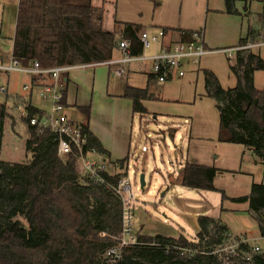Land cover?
I'll use <instances>...</instances> for the list:
<instances>
[{
    "label": "trees",
    "instance_id": "16d2710c",
    "mask_svg": "<svg viewBox=\"0 0 264 264\" xmlns=\"http://www.w3.org/2000/svg\"><path fill=\"white\" fill-rule=\"evenodd\" d=\"M257 1L262 3L257 25L248 20L246 35L235 45L243 48L229 63L235 86L223 88L209 69H203V76L205 92L219 112V141L242 144L264 161V88L257 89L253 79L256 70L264 72V59L246 47L264 41V0ZM224 3L226 13H238L235 0ZM243 15L249 16L246 6ZM102 17L103 7L93 5L92 0H19L13 57L22 64L37 61L40 67L97 63L112 58L121 39L129 42L132 54L141 53L140 25L116 21L115 29L109 31ZM162 30L164 35L171 33V29ZM184 32L192 31H180V35ZM125 96L132 100L133 112L146 113L141 103L148 96L146 89L129 88ZM7 109L0 103V151L4 121L10 118L13 124ZM25 110L21 120L28 160L9 163L0 158V264H264V250L258 246L255 250L247 241L239 242L237 255L224 262L219 247L229 237V229L205 215L197 217L199 230L194 239L183 234L138 235L140 244L125 247L118 260L107 262L104 253L122 230L123 212L121 198L111 187L124 172L105 173L109 186L79 182L74 161L57 154L54 134L29 123L43 112L29 101ZM83 111L87 118V109ZM83 127L85 149L94 148L108 157L86 122ZM114 164L123 169L126 157ZM219 172L187 162L173 182L215 190L213 179ZM229 200L248 203V213L264 238V178L251 183L247 195Z\"/></svg>",
    "mask_w": 264,
    "mask_h": 264
},
{
    "label": "crops",
    "instance_id": "0c3cea01",
    "mask_svg": "<svg viewBox=\"0 0 264 264\" xmlns=\"http://www.w3.org/2000/svg\"><path fill=\"white\" fill-rule=\"evenodd\" d=\"M238 1L235 0L234 3L238 12L236 14L225 12L224 0H214V2H211V0H92V4L102 6L103 13L105 10L108 11V26H104L103 17L102 25L109 31L115 29L116 21L138 24L141 26V31H146L149 34H156L163 28L171 29L169 36L163 35L160 43H151L153 45L150 44L147 48L141 50V53L150 56L157 53L161 48L171 46L180 38L185 37L182 36L183 33L180 35V31H202L205 47L213 50L208 46L206 31L215 19L214 16H222L221 18L229 26H241L242 23L241 21L239 23V17L246 20L245 31L244 33L238 32V38L228 35L224 38V43L236 41L231 44L235 46L238 40L246 35L248 20L257 25V15L262 11V3L258 1L261 4V9L252 16L249 11V4L253 0H240L243 3L241 7L237 5ZM18 5L19 0H0V62L3 64H7L10 58H14L12 53L13 37ZM245 6L249 11V16L243 15ZM6 26L11 29L4 30ZM223 30L222 27L220 31ZM209 43L211 44L210 40ZM260 44L262 43H256L254 46ZM254 46L249 48L252 50ZM223 54L225 55V53ZM119 55V50H117L112 58H117ZM207 56H211L210 53L202 56L198 63L184 62V74L181 76L171 74L163 83H158L155 79L149 60L131 61L124 65L121 75L113 72L115 65H92L88 63L84 67H76L63 73L60 81L63 84L65 113L70 110V118L82 124L87 123L90 132L97 137L103 148L108 152L106 158L102 154L98 153V155L109 162L110 174L121 170L115 166V161L125 157L128 161L132 149L133 121L136 114L140 116V123L142 120L143 122H147V120L157 122L159 117L170 118L172 121L165 120L168 124L171 123L169 126L170 135L174 136L178 133V130L181 131L177 135L181 142L178 146H175L173 156L178 161L174 170L176 177L187 162L222 170L213 179V184L217 188L215 190L183 186L173 182L176 177H172L166 191L171 190L173 187L178 193L177 207L175 208L177 215H185L186 212L196 211L201 208L202 204H205L206 207L213 209V212L208 215L219 219L222 208H220L221 203L217 199V194L222 195L220 191H225V185L242 184L241 182H243L244 193L234 192L230 195L224 193L225 200H229L230 197L247 195L251 183L262 182L264 178V161L259 160L251 149L242 144L219 141V112L215 107L214 100L207 96L205 92L203 69L211 70L217 76L223 88L235 86L236 78L229 69L231 60L227 58L226 70H222L214 64L215 61H213L212 56ZM30 64L31 62L22 65L27 66ZM96 68H99L98 71L95 70ZM75 70H81L82 72L79 75L77 72H73ZM2 72L9 74V72L19 71ZM28 75L31 78L36 76ZM37 77L38 79L34 82L31 81V86L39 88L38 96L42 101L48 103L49 107L48 109H42L33 104L31 105L40 109L43 112L42 115H44L46 111H49L51 104L49 99H42L39 93L42 84L48 83L50 79L46 76ZM80 77L82 79L78 83L85 86L84 96L86 98H82L83 101L79 96V89L81 91V88L76 85V80L79 81ZM222 77L227 78L226 83ZM69 87H71V91L68 94ZM129 88L146 89L148 96L141 100L146 113L133 112L132 100L125 96V92ZM24 90L31 91V89ZM3 93H6V89ZM15 98V101H17L23 97L16 96ZM27 101L30 102V98ZM22 108L26 113L25 106ZM84 108L87 109V118L85 111H83ZM73 112H77L81 119H76ZM10 123L12 126V121ZM195 195H199L200 199L196 200ZM246 211L248 213V210ZM196 213L193 216L191 215V219L194 221L197 233L199 230L197 223L199 214L196 215ZM179 229L182 232H179L178 235H184L182 228L179 227L176 230ZM176 230L173 229L172 234L165 236L177 237Z\"/></svg>",
    "mask_w": 264,
    "mask_h": 264
},
{
    "label": "rangeland",
    "instance_id": "374dc122",
    "mask_svg": "<svg viewBox=\"0 0 264 264\" xmlns=\"http://www.w3.org/2000/svg\"><path fill=\"white\" fill-rule=\"evenodd\" d=\"M211 2H214V0H211ZM237 5L241 7L243 5L242 1L239 0ZM260 9L261 4L258 1L253 0L250 2L249 11L252 16L259 12ZM214 17L215 19L206 31V37H208L207 43L209 48L214 50L210 53L213 61H215L214 64L222 70H226L227 56L222 53L223 51H221V49L233 46L231 44H234L236 41L224 43V38H226V35L238 38V32L241 31L244 33L245 31L246 20L239 17V23L240 21L242 23L241 26H229L221 18L222 16ZM108 18V11L105 10L103 13V24L105 27L108 26ZM222 27L224 30L220 31ZM7 29L10 30L11 28L6 26L4 30ZM209 40L212 45L209 43ZM252 50L264 59V43L254 46ZM97 69L99 68H96L95 70L98 71ZM73 72H77L80 75L82 71L75 70ZM222 78L226 83L227 78ZM81 79L82 77L79 78V81L76 80V85L78 88H81V91L79 89L80 99L85 97V86L78 83ZM253 79L254 86L257 89L264 88L263 71L256 70L254 72ZM24 85L28 86L31 91L29 92V90H24ZM0 86L6 89V93L0 92V103L5 102L6 106H11L10 108L8 107L9 109L7 110L9 115L13 118L12 126L10 123L11 119L4 121L0 158L9 163H22L28 160L30 154L26 153L24 150L27 135L21 118L26 115V113H24V110L21 108L25 106L28 98H30L31 104L41 107L42 109H48L49 105L48 103L42 101L38 96L37 92L39 88L31 86V76L28 74L20 72H9V74H6L5 72L0 71ZM70 91L71 87L68 88V94ZM6 94L8 95L7 98ZM16 96H20L25 99L19 98L15 101ZM81 101H83V99ZM70 113V110L66 111L68 116ZM73 114L76 119H81L77 112H73ZM139 117L140 116L138 114L134 116L132 149L127 159L128 161H126L127 166L121 169V172H124L123 175H125V173L127 174L131 188L135 193L134 199L131 201L133 213L132 229L134 231V236L137 238L138 235L144 237H150L155 234L168 235L173 233V229L176 230L180 227L183 229L184 235L188 239H194L197 233L194 221L191 219V215L193 216L196 212H198L196 215L199 214V216H206L212 213L213 209L206 207L205 204H202L201 208L196 211L186 212L185 215H177L175 208L177 207L176 201L178 200V193L173 189V187L171 190L166 191V188L170 183V179L172 177H176L174 170L178 161H176L173 156L175 146H178L181 142V139L177 138L178 133L181 131L178 130V133L174 136L172 134L170 135L169 126L171 123L168 124L165 120H172L168 117H159V121L157 122H154L153 120L143 122L142 120L141 123ZM69 158L75 162L73 157ZM75 163L74 166L77 168ZM141 173L144 174L145 181L143 189L140 188L139 184V175ZM241 183L242 184L238 183L225 185L226 189L223 193H226L227 195L234 192L243 194L244 185L243 182ZM246 190L248 192L247 187ZM194 198L196 200L200 199L199 195H195ZM217 199H219V202L221 203L220 208H222L219 220L229 229V237L224 240V243L221 245L223 249L219 250V252L223 254V258L224 256L228 257L226 254V249H228L227 246L230 244L235 245L238 242V239H245L253 246L257 245L261 250H264V238L259 236L256 221L246 211L248 209L247 202L237 203L225 199L223 200L220 193L217 194ZM140 232L144 234H141ZM179 232L182 231L180 229L176 230L175 234L178 235ZM116 243L117 241L113 246H116ZM140 243L141 241H139V244Z\"/></svg>",
    "mask_w": 264,
    "mask_h": 264
},
{
    "label": "built area",
    "instance_id": "2783aa9c",
    "mask_svg": "<svg viewBox=\"0 0 264 264\" xmlns=\"http://www.w3.org/2000/svg\"><path fill=\"white\" fill-rule=\"evenodd\" d=\"M164 32L160 29L156 34H149L146 31L139 33V40L142 49L147 48L151 43H160ZM178 41L171 46L161 48L157 53L146 56L144 53L132 54L129 42L126 39H121L118 42L119 56L110 58L102 62L91 63L92 65L106 64L114 66V73L121 75L124 65L131 61H151V69L158 83H163L171 74L183 75L184 62L190 61L198 63L202 56L213 52L204 45L202 31H192L183 33ZM262 44L264 43L261 42ZM247 45L246 47H252ZM243 47L233 46L221 49L227 58L234 60L235 52ZM88 64L78 65H60L54 67H40L37 61H32L30 65L23 66L16 58H11L7 64L0 62V71H19L36 76H46L50 79L48 83H44L40 89L42 99L50 100V109L40 117H32L29 120L31 125H35L38 130H50L57 142V154L61 157H73L75 165L79 171V182L86 183L92 181L94 183L104 184L106 182L105 173H109V162L101 158L94 148L85 149L87 143V134L84 131L83 124L75 121L65 113L66 106L63 103V84L60 81L61 75L73 68L84 67ZM90 65V64H89ZM24 89H30L24 86ZM4 87H0V92H4ZM19 108V107H18ZM23 110V108H21ZM115 192L120 196L123 206L122 212V230L115 238L116 246L109 247L104 253V258L107 262H114L121 257L123 248L128 245L139 244L138 239L134 236L132 229V208L131 201L134 199V192L131 188L127 174L118 178L115 186H112ZM239 242H246L245 239H240L235 245H228L224 262L228 258L237 255V245ZM226 248V247H224ZM255 250L258 249L254 245ZM222 246L219 250H222Z\"/></svg>",
    "mask_w": 264,
    "mask_h": 264
},
{
    "label": "water",
    "instance_id": "95a60500",
    "mask_svg": "<svg viewBox=\"0 0 264 264\" xmlns=\"http://www.w3.org/2000/svg\"><path fill=\"white\" fill-rule=\"evenodd\" d=\"M139 184H140V188L143 189L144 184H145V181H144V174H143V173H141V174L139 175Z\"/></svg>",
    "mask_w": 264,
    "mask_h": 264
}]
</instances>
